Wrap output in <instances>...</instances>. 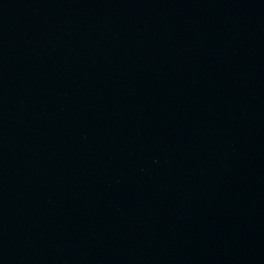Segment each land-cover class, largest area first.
<instances>
[{
	"label": "water",
	"instance_id": "95a60500",
	"mask_svg": "<svg viewBox=\"0 0 264 264\" xmlns=\"http://www.w3.org/2000/svg\"><path fill=\"white\" fill-rule=\"evenodd\" d=\"M0 264H264V0H0Z\"/></svg>",
	"mask_w": 264,
	"mask_h": 264
}]
</instances>
